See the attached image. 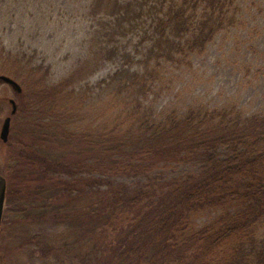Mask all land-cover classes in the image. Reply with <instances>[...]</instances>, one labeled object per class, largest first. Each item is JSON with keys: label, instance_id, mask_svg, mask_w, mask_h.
I'll use <instances>...</instances> for the list:
<instances>
[{"label": "trees", "instance_id": "16d2710c", "mask_svg": "<svg viewBox=\"0 0 264 264\" xmlns=\"http://www.w3.org/2000/svg\"><path fill=\"white\" fill-rule=\"evenodd\" d=\"M92 1L95 14L110 18L103 24L112 38L115 32L143 30L151 40L147 56L159 66L205 53L215 36L242 21L237 0ZM148 15L154 17L150 34L144 30ZM102 49L111 58L117 55L115 46ZM159 76L147 66L144 72L122 68L105 80L111 119L104 132L95 125L94 131H74L62 118L44 123L56 98L86 95V89L71 86V78L38 91L46 104L31 109L25 92L17 94L14 118L28 141L20 136L7 143L0 173L8 179V201L22 207L13 178L26 181L35 172L63 203L53 208L58 218L62 209L84 200L73 224L95 264H264V114L243 117L199 107L156 118L155 107L146 102ZM197 161L206 163L200 173L172 178L156 173ZM48 202L39 212L41 221L52 212ZM202 217L208 219L200 224Z\"/></svg>", "mask_w": 264, "mask_h": 264}, {"label": "rangeland", "instance_id": "374dc122", "mask_svg": "<svg viewBox=\"0 0 264 264\" xmlns=\"http://www.w3.org/2000/svg\"><path fill=\"white\" fill-rule=\"evenodd\" d=\"M237 2L242 21L215 36L205 53H191L181 61L159 66L155 59L147 56L151 40L144 37L143 30L115 32L112 38L103 24L110 18L103 13L95 14L92 0H0V75L11 76L22 85L23 100L29 108L39 102L46 104L38 91H44L49 84L56 85L71 78V86H76L78 92L86 89L82 99L76 95L63 101L56 98L58 102L51 106L53 115L44 121L45 124L55 121V125L62 118L74 131H94L95 126L105 131L111 119L110 88L105 80L122 68L144 72L148 66L159 71L160 78L155 81L153 93L146 102L155 107L156 118L172 113L182 116L189 108L197 110L199 107L227 111L231 115L238 111L243 117L262 115L264 0ZM153 18V15L143 18L148 34L153 28ZM101 46L109 49L115 46L117 55L109 57ZM44 82L45 85L39 86ZM9 98L17 101L19 109L21 99L9 84L0 81V130L4 118L11 112ZM11 120V129H15H10V139L15 143L21 136V140L28 141L22 134L21 124L14 117ZM28 120L33 121L32 116L29 115ZM7 143L0 139L3 171ZM75 146L76 143H71L68 148ZM225 152L223 147L221 155ZM205 166L204 161L173 163L160 167L156 173L172 178L187 172L200 173ZM35 173H29L26 181L17 176L13 178V186L19 188L22 195L16 199L23 205L8 199L5 203L0 264H95L79 238L80 233L75 232L79 228L73 224L84 200L76 208L72 205L62 209L63 217L58 218L53 208L63 203L55 201L52 184L37 179ZM117 180L136 182L147 178L118 177ZM49 197H53L50 202ZM46 201L52 212L47 220L41 221L39 212L46 210ZM207 219L202 217L199 223Z\"/></svg>", "mask_w": 264, "mask_h": 264}, {"label": "water", "instance_id": "95a60500", "mask_svg": "<svg viewBox=\"0 0 264 264\" xmlns=\"http://www.w3.org/2000/svg\"><path fill=\"white\" fill-rule=\"evenodd\" d=\"M0 81L5 82L11 86V88L16 92V93H22L23 88L22 85L16 81L14 78H11V76L1 74L0 75ZM9 102L11 104V112L10 115H7L1 126L0 130V139L4 143H7L9 141L10 137V129H11V124H12V117L17 113L18 111V103L15 99L9 98ZM8 179L7 177L3 174L0 173V239H1V231H2V222H3V213L5 211V207L7 203V194H8Z\"/></svg>", "mask_w": 264, "mask_h": 264}]
</instances>
